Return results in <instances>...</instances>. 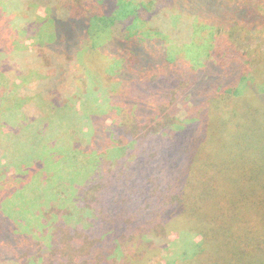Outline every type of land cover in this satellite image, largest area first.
I'll list each match as a JSON object with an SVG mask.
<instances>
[{"label":"trees","instance_id":"1","mask_svg":"<svg viewBox=\"0 0 264 264\" xmlns=\"http://www.w3.org/2000/svg\"><path fill=\"white\" fill-rule=\"evenodd\" d=\"M43 4L46 13L41 16L35 0H0V120L9 116L8 130L16 140L37 119L52 132L60 124L55 113L76 115L86 86L93 95L94 85L101 84L104 101L94 96V102L107 105L105 111L91 112L93 135L84 148L96 161L85 164V181L71 185L74 198H66L73 203L78 194L94 196L86 214L77 212L78 218L92 222L76 246L83 237L91 239L88 258L104 259L120 249L117 241L129 240L128 233L140 243L150 237L153 246L155 236L163 239L162 232H169V223L187 218L202 227L211 224L215 231L203 232L198 254L184 263L182 257L171 258L170 264H194L192 259L216 249L219 242L227 246L226 254L235 248L241 254L237 261H244L264 241V177L258 174L262 165L256 151L264 146V53L240 49L232 39L254 35L264 41V0ZM113 28L119 34L108 35ZM49 29L47 37L43 32ZM28 35L34 42L27 49L21 44ZM169 35L183 43L177 58ZM187 57L198 61L190 63ZM172 95L171 105L161 103ZM4 97L13 100L11 108L15 103L24 107L10 111L2 106L7 104ZM178 103L185 117L172 120ZM16 114L18 119H12ZM108 119L112 125L105 123ZM144 126L149 127L145 135ZM79 145L75 143L73 154ZM44 161H29L21 171L20 162L0 151V167L13 168L10 175L0 173V264H21L17 257L22 253L32 258L38 249L45 254L51 248L45 240L33 245L30 231L40 237L38 224L21 229L19 216L5 206L29 184L30 174L46 175ZM79 163L63 165L56 175H64L70 166L78 169ZM57 184L64 188L60 180ZM57 190L51 189V204ZM40 218V226L49 227Z\"/></svg>","mask_w":264,"mask_h":264},{"label":"rangeland","instance_id":"2","mask_svg":"<svg viewBox=\"0 0 264 264\" xmlns=\"http://www.w3.org/2000/svg\"><path fill=\"white\" fill-rule=\"evenodd\" d=\"M35 2L38 14L44 16L46 9L43 0H35ZM44 27L45 26H43V28ZM47 27H50L49 23ZM49 31L50 29L46 33L43 32V34L48 37L50 34ZM107 34L117 35L119 31L113 28L112 31L107 32ZM166 38L172 41L171 44L174 47H172L171 52L174 57L177 58V54L183 50V43L177 42V39L171 35ZM232 40L240 49L254 48L257 52L264 53V41L259 43V41L254 38V35L250 38L241 40L233 38ZM33 42L34 37H29L28 35L23 38L21 45L28 49ZM167 44L170 45L169 43ZM196 50L199 51L198 49ZM191 59L189 58L190 63L198 61L194 57ZM262 72L264 76V70ZM94 87V92L96 94L91 95L90 89L86 86L85 92L82 94L84 97L80 98L81 111L76 115L68 112L64 115L60 113L56 116L55 113L53 117L54 119L60 120V124L57 128L53 129L52 132L51 130L42 129L39 123L40 119H37V121L33 122L32 126H24L25 129H23L24 134L22 135V139L16 140L10 136L8 130L9 116L0 120V151L3 156L6 155L9 160H14L17 163L20 162L18 165L21 171L26 170V168L29 167V161H33L36 158L42 157L46 161H44L42 165L43 172L46 173V175L39 177L35 173L30 174L29 184L24 187L22 186V191L18 193L19 195L5 202V206L15 211L14 213L19 216V227L21 229L25 230L34 223L38 224V230L42 231L39 232L41 235L40 237L37 231H30L33 236V245L39 247V243L44 240L51 243V248H49L45 254L41 253V250L38 249V256L30 258L28 253L24 252L17 257L18 262L21 264H104V261L106 264H170L168 260L171 258L182 257L181 262L184 263L185 258L199 253V244L205 240L203 232H214L215 227L212 228V225L208 223H205L202 227L200 223L194 220L181 218L169 223L171 226L170 230L167 234L162 232V235H166L163 239L160 236H155L153 242L156 243L153 246L149 245L150 237H146V239L140 243L137 238L131 237L134 233H128L127 237L129 240L122 244H120V241H117L119 245H122L120 249L115 250L111 256L106 254L104 259L101 256H92V258H88L93 244L91 239L83 237V240L80 242L78 241L80 246H76V241L80 239L82 231L86 230V227L90 226L92 222V219H80L82 216L78 218L77 212L82 211L83 214H86L87 208H91L93 205L94 196L92 193L90 194V192H86L83 195L78 194L79 197L76 195L73 203L66 200V198L70 196L74 198L72 192H69L71 185H76V183L79 184L85 181L87 177V175H85L87 173L85 164L87 163V165H89L91 161H96L95 155H90L88 151H84L85 146L89 145L91 136L93 135L90 127V115H92L95 108H102L100 112L105 111L104 107L107 104L102 107L94 102V96H100L103 101V97H105L101 84L96 83ZM134 89H136V87H134ZM161 100L162 104L168 102L171 105L174 96H170L168 99L162 98ZM4 101H6L7 104H3L2 106L6 107L8 105V108H11L9 105L13 104V100L10 101L9 97H4ZM23 107L24 104L15 103L10 111H18L17 109H22ZM19 116V114H16L12 116V119L17 120ZM122 117L123 115L121 114L120 118ZM183 117H185L184 106L178 103L171 119L175 120ZM111 122L112 121L109 119L105 121L106 124L112 125ZM24 123L28 124L25 121L23 124ZM142 128V134H147L149 127L144 126ZM253 139L254 138H250L251 141ZM75 143L80 145L76 147V154H73ZM260 147V149L256 150L259 153L257 157L261 160L262 165L261 171L258 174L264 177V146ZM74 161L80 162V167L78 169L70 166L67 168V172L64 175H56L63 171V165H72ZM76 171L79 172L76 173ZM0 173L10 175L13 173V168L0 167ZM55 176L60 179L55 178ZM20 177H22V175H20ZM57 180H60V182L64 184V188L58 187ZM35 181L39 183L41 181L42 185L36 187ZM51 189H59L54 193L57 199H55L52 204L51 201L48 202L53 196ZM64 200L66 201L63 203ZM76 200H78L77 207L72 210ZM26 207L30 209L26 210ZM52 207H54V209H52ZM209 210L208 208L207 211ZM34 211L38 218L34 219L30 216L34 214ZM40 215H42L40 221L43 220V222H48L49 227L43 228L40 226L38 222ZM64 218L65 222L63 223ZM79 219L80 223H78ZM260 223L261 222L257 221L254 224L256 227H259L257 225ZM24 235L28 236L26 234ZM260 242L263 244L259 245L255 252L251 249V253L246 254L247 251L245 247H240L243 253L246 254L242 257L244 261L241 262L237 261V259L241 257V254L235 248H232L231 251L228 250L226 254L225 251L227 246L223 247L220 242L216 249L212 248L209 253L199 255V257L196 258L194 257L195 259H192V262L194 264H226L229 261L235 260L237 264H264V241ZM231 246L235 245L233 244Z\"/></svg>","mask_w":264,"mask_h":264}]
</instances>
